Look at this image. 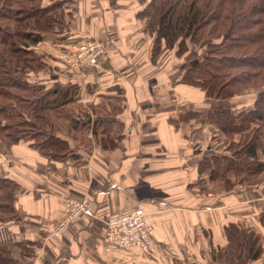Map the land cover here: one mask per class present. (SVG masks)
<instances>
[{
  "label": "crops",
  "instance_id": "obj_1",
  "mask_svg": "<svg viewBox=\"0 0 264 264\" xmlns=\"http://www.w3.org/2000/svg\"><path fill=\"white\" fill-rule=\"evenodd\" d=\"M67 1L72 4L68 9L73 14L71 32L57 40L64 38L74 43H83L89 38L99 39L105 42L106 54L101 67L91 71L90 77L80 73L75 76V80H71V71L60 68L61 58L57 55V59V56L48 51L49 48L56 50L53 46L55 42L47 40L43 50H46L47 55L46 71L52 78L45 82L46 87L62 88L78 82L81 86L80 96L85 105L99 103L101 96L109 94L112 88L119 87L126 99L123 104L125 111L119 117L124 131L120 135L122 138L119 146L115 149L101 150L94 138L88 136L90 142L87 148L83 144L75 143L72 145L75 158L68 157L59 162L44 158L25 144L10 148L8 152L14 151L16 158L12 156L9 160L1 153L7 149H0V157L4 155V161L9 162L10 168L7 176L6 171L2 170L4 174L0 173L15 180L21 187L20 197L15 205L21 216L19 223L13 220L6 223L1 220L0 238L5 242L32 244L28 247H32L34 257L27 259L24 264H145L144 259H123L118 257V252H111L110 255L105 250L102 238L105 237L109 216L134 209L138 205L146 206L157 213L170 210L174 213L183 210L182 208L191 211L189 205L193 202L199 203L193 211L197 210L202 217L197 228L200 231V242L205 247L202 252L209 260H212L210 241L212 240L215 247L224 245L222 229L226 224L239 223L242 228H251L263 238L264 178L256 189L237 185L229 194L220 192L216 195H205L200 191L201 196L197 190L188 187V194L191 195L185 193L186 172H191V167L202 178L203 187L209 179L208 172L203 175L197 172L203 156L198 155L195 149L191 150V146L195 143L204 145L208 132L220 133L223 140L224 135L205 116L197 121L190 120L189 123L178 118L193 111L203 113L222 109H232L239 114L245 102L239 105L233 101L244 100L245 97V101L255 100L264 93V89L245 91L242 97L228 102L209 100L202 93L203 98L196 97L195 101L203 107L196 109L189 104L187 107L182 105L179 110L178 103L162 100L161 87L165 83L161 85L156 77L161 75L167 78L171 68L162 66V60L156 66L150 63L152 40L144 32L145 24L135 18L145 3L139 9H122L120 5L125 3L120 0ZM115 2L120 5L112 9ZM137 5L140 6V3ZM49 60H53V63ZM46 71L37 74V77H45ZM52 71L59 75L58 80L54 79ZM92 118L91 116L84 121L91 125ZM193 134L197 137H193ZM206 147L205 154L208 151L214 155L226 153L225 144L221 150H217L212 143L206 144ZM4 161L0 158V165ZM248 192L252 194L247 200L238 199ZM195 195L200 201H195ZM84 197L93 202L95 217L90 219L81 216L63 239L53 240L49 233L57 221L63 218L66 200H81ZM242 204L245 205L244 211L226 215V208ZM248 210L250 211L246 214L241 213ZM227 218L231 219L227 221ZM2 233L6 239L2 237ZM158 239L160 242L156 246L159 255L160 250L166 249L173 255L172 247L162 245L163 239Z\"/></svg>",
  "mask_w": 264,
  "mask_h": 264
},
{
  "label": "trees",
  "instance_id": "obj_2",
  "mask_svg": "<svg viewBox=\"0 0 264 264\" xmlns=\"http://www.w3.org/2000/svg\"><path fill=\"white\" fill-rule=\"evenodd\" d=\"M71 6L67 0H0L1 150L25 144L59 162L75 158L73 144L87 148L88 136L101 150L119 146L124 131L119 117L126 102L119 87L101 96L99 103L85 105L78 82L42 88L34 81L35 74L47 70L45 57L37 51H43L47 40L57 43L58 37L70 35ZM135 18L145 24L144 32L152 40L153 66L159 60L178 65L191 48L202 47L200 62L188 65L183 74L185 88L223 102L264 89V0H149ZM95 69L78 68L74 78L80 73L90 77ZM241 108L239 114L222 109L178 118L189 123L205 116L224 135L226 153L208 151L200 158L197 172L209 175L201 194H229L237 185L256 189L264 178V93ZM86 116L93 117L91 125L81 120ZM9 178L0 173V221L19 223L15 205L21 187ZM222 230V247L210 241L214 264L260 263L264 246L255 230L239 223ZM30 245L0 238V264H24L34 257Z\"/></svg>",
  "mask_w": 264,
  "mask_h": 264
},
{
  "label": "rangeland",
  "instance_id": "obj_3",
  "mask_svg": "<svg viewBox=\"0 0 264 264\" xmlns=\"http://www.w3.org/2000/svg\"><path fill=\"white\" fill-rule=\"evenodd\" d=\"M122 3H125L123 5H120V3H116L113 4L112 6H115V7H112V9H115L117 8L116 6L120 5V8L122 9H129V8H140L141 6H143V4L147 3L149 0H120ZM138 3H140V6L137 5ZM137 5V6H136ZM90 40H96L97 42H100L104 45V48L102 50V55L101 57H99V63H98V67H101V63L103 61V58L105 57V48H106V45H105V42H102L101 40L99 39H95V38H89ZM61 40H64L66 43L62 42ZM61 40H58L57 43L53 44V46L56 48V50L54 51V49H51L49 48V52L50 54L52 55H55V56H59L60 59V68H67L69 71H71L70 76L72 78H74V72H75V69L71 68L69 65H68V62L66 59L63 58L64 55L68 54L70 55L69 53L73 50V46L75 45H71L74 41L70 40H65L64 38L61 39ZM191 51L187 53V55L184 56V58L182 60H178L179 62L177 63L178 65L174 64L171 62V65H165L163 64L162 66H168L171 68V73L170 75H168V77H164V76H161L160 77H156V79H159V81L161 82V85H164L161 87L162 89V94H163V101H174L176 103H178V109L181 110V106L184 105L185 107H187V105H191L193 107H195L196 109L197 108H200V107H203L202 105L200 104H196L198 102H196L195 100H197L196 97H199L200 99L203 98V95L202 94H199L198 92L194 91L193 89L191 88H185L181 81H182V77H183V74L185 73L186 71V68L188 65H192V64H198V62H200V60L202 59V54L204 53L203 52V49L202 47L200 48H191L190 49ZM46 50H43V51H40L38 50L37 53L38 55H41L42 57H45L47 56L46 55ZM58 56H57V59H58ZM61 56V57H60ZM173 58V56L171 57ZM46 61V59H45ZM51 63H53V60H49ZM79 68V71L81 70H84V69H87L88 67H78ZM174 69L176 70V72H174L173 74V71ZM78 70V69H76ZM53 75L55 76V80H58L59 78V75H57V73L55 71H52ZM37 74H40V73H37ZM37 74L34 75V81L41 83V87H46V84L45 83L46 81L49 80V78H52L49 76L50 73H47L46 71V74H45V77L41 76L40 75V79L37 77ZM39 79V80H38ZM110 79V78H109ZM110 81H112L110 79ZM116 81V80H115ZM169 84V89H167V86ZM250 91V90H248ZM252 91H256V90H252ZM254 93V92H252ZM250 96V95H248ZM252 97V96H251ZM247 98L245 97L244 100H240V101H233L239 105H242L244 104V102H246ZM226 105V104H225ZM183 107V106H182ZM87 118H91L90 116H86L85 118H83V120L87 119ZM208 136H207V140L203 143L204 145H192L191 146V150H196L197 154L201 155V156H204L205 153L207 152V147H206V144H214L215 145V148L217 150H221V148L223 147V142H225L223 139H222V136L220 135V133H214L213 131L211 132H208ZM217 135H220L217 136ZM193 137H197L195 134H193ZM199 139V138H197ZM200 144V143H199ZM10 149V148H9ZM2 154L5 155V159L9 160V157H12V156H15L16 158V154L14 151H9L8 150H3L1 152ZM4 155L1 156L0 158L2 159V161H4ZM5 162V161H4ZM191 172L190 171H187L186 172V178H185V185H184V189H186L185 193H187V195H191V194H188V187H190V189H194V190H197L198 194H200V191H202V189H200V187L202 186L203 187V182H202V178H200L198 175H196L194 173V170H193V167H191ZM6 171V175L8 173H10V168H9V162H5L4 164H1L0 165V172L3 173V171ZM4 174V173H3ZM248 189H251V188H248ZM247 189V190H248ZM197 194V195H198ZM240 194V193H239ZM252 193L251 192H248L246 194H244L243 196L241 195V197L239 196L238 199L239 200H247L250 195ZM196 196V199L195 201H200V198H198V196ZM202 196V195H201ZM166 197L169 198V195H167ZM81 199H87V201L91 202V199H89L88 197H84V198H81ZM174 199V198H173ZM68 200V199H67ZM66 200V202H67ZM74 200H77V199H74ZM189 201H192V199H190ZM65 202V203H66ZM243 202V201H242ZM250 203V202H249ZM243 204H247V202H243ZM242 206L240 205H233L231 206L230 208H226L225 210L227 211L226 212V215L228 213H234L235 211H241L244 209L245 205ZM199 205L198 202H193L192 205H189V208L191 209V211L197 209V206ZM248 206V205H246ZM94 207V206H93ZM64 208V206H63ZM138 208H142L145 215V219L150 223V225H152V229H151V232H154V234L148 239V243H146V246L149 248V251L146 252L144 249H141V250H138V251H134V252H129V251H126V250H113L111 252H118V257L119 258H129V260H139V259H144V263L145 264H213L214 262L212 260H209V258L207 259L204 255L205 253L202 252L205 247L203 244H201V237H200V231H199V225L200 223L202 222L201 220V215L198 214V212L196 211H189V210H185L184 208H182L183 210H180L179 209H175L176 211H179V212H174L172 213L173 211H168V212H165V213H157L155 211H153L152 209H149L148 207L144 206L143 205H138L136 208L134 209H127L129 211H134V210H137ZM95 209V207H94ZM174 210V211H175ZM244 211V210H243ZM241 212V213H248L250 210H248L247 212ZM65 213H66V208H64V216L63 218H61L60 220L57 221V223L54 225L53 229L51 232L54 231V228H56V226L61 223V221L65 218ZM20 216V215H19ZM87 216V215H86ZM95 216L93 215V217H87V218H90V219H93ZM231 218H227V221H229ZM78 220V219H77ZM77 220L75 222V224L77 223ZM8 223V222H6ZM75 224H70L69 225V229L68 231L70 230V228H72L73 226H75ZM65 232L64 234H62L61 236H54L52 237L51 236V232L49 233V236L51 238L54 239H63L65 237V235L68 233ZM106 232V230H105ZM2 237L5 238L4 234L2 233ZM158 238H161L163 240H161L162 242V245L166 246V245H169L172 247V252L174 253L172 255V253H170L167 249L166 250H160V255H159V249L157 248V243L159 244L160 240ZM6 239V238H5ZM262 242H263V246H264V237L261 239ZM166 242V244H165ZM102 246L105 248V250H107L106 246H107V236L105 234V237L102 238ZM207 245V244H206ZM158 249V250H155V249ZM108 251V250H107ZM109 252V251H108ZM109 252V254L111 253ZM111 255V254H110ZM113 256H116L114 253H113ZM264 256V255H263ZM159 258V259H158ZM23 264V262H22ZM126 264V263H124ZM140 264H143V263H140ZM259 264H264V257L262 259V261H260Z\"/></svg>",
  "mask_w": 264,
  "mask_h": 264
},
{
  "label": "built area",
  "instance_id": "obj_4",
  "mask_svg": "<svg viewBox=\"0 0 264 264\" xmlns=\"http://www.w3.org/2000/svg\"><path fill=\"white\" fill-rule=\"evenodd\" d=\"M73 50L63 56L68 65L73 69L78 67H95L99 69V57L102 55L104 45L96 40H89L86 43H80L73 46ZM66 208L65 218L59 223L51 236H61L68 231L70 224H75L81 216H95L93 202L87 199L74 200L69 198L64 204ZM145 213L142 208L134 211L123 210L122 212L113 213L109 216L107 222V250H126L129 252L144 249L146 252L149 248L146 246L148 239L154 234L151 232L152 225L145 219Z\"/></svg>",
  "mask_w": 264,
  "mask_h": 264
}]
</instances>
